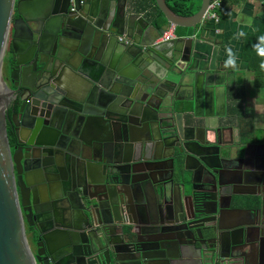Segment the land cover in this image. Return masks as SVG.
<instances>
[{"label": "water", "instance_id": "1", "mask_svg": "<svg viewBox=\"0 0 264 264\" xmlns=\"http://www.w3.org/2000/svg\"><path fill=\"white\" fill-rule=\"evenodd\" d=\"M209 2L190 15L152 4L195 31ZM73 3L0 0V264H183L186 247L204 253L210 242L212 264H241L250 230L259 248L264 224L218 220L194 232V214L218 206V192L185 194L173 176L190 156L206 186L198 189L217 184L186 132L215 114L225 72L203 65L192 37L161 40L159 25L138 22L135 7L154 16L149 0ZM9 33L11 85L2 69ZM167 162L169 176L153 180Z\"/></svg>", "mask_w": 264, "mask_h": 264}, {"label": "flooded vegetation", "instance_id": "2", "mask_svg": "<svg viewBox=\"0 0 264 264\" xmlns=\"http://www.w3.org/2000/svg\"><path fill=\"white\" fill-rule=\"evenodd\" d=\"M72 4V10H75L73 0H71ZM70 7L69 11H72ZM16 18L17 15L14 11L12 20ZM10 34L5 49V56L7 55L8 58L12 54ZM10 64L9 62L4 76L8 85H11L8 78ZM18 95L16 93V95L12 94L10 96L9 108L19 102ZM233 104L231 105L228 100L226 83L223 97L220 94L218 96L215 114L210 117L193 118V129L186 132L187 136H191V143L189 144L191 149L196 151L197 148H202L203 152L205 150L208 156L203 154V160L216 167L218 180L217 184L213 186L216 190L214 191L212 187L207 191L198 189L206 186L201 185L202 176L196 170L197 163L195 159L190 156L187 158L185 165L175 166L174 181L180 184L185 194L203 198L208 193L213 194L214 192L215 195V192H218V206L210 202L205 206V212L194 214L196 220L192 224L195 225L192 228L194 232L199 230L202 224L218 222V220L222 225L257 222L264 224L263 134L259 130L252 131L251 117L246 107L235 101ZM6 129L12 146L15 144V137L11 123L7 122ZM196 140L200 143H196ZM225 148L232 149L234 153L232 158H224ZM217 153H221L219 159L215 157ZM166 166L165 172L152 175L153 180L169 176L168 169L171 162H167ZM146 192L151 194L149 187H147ZM244 209H255L257 211L251 214L249 210ZM26 233L32 239L31 229L27 224ZM250 235L251 239L255 241L250 242V248L240 262L241 264H264V237L260 239L258 248L254 229L250 230ZM203 247L204 253H202V249L191 250L189 246L186 247L185 250L192 254L183 261V264H212L213 243L210 242L208 245H203Z\"/></svg>", "mask_w": 264, "mask_h": 264}, {"label": "crops", "instance_id": "3", "mask_svg": "<svg viewBox=\"0 0 264 264\" xmlns=\"http://www.w3.org/2000/svg\"><path fill=\"white\" fill-rule=\"evenodd\" d=\"M191 1L192 4L196 2V0ZM149 3L153 9L150 15L156 16L159 22L155 23L154 16L150 17L143 13V10L135 7L132 11L137 14L136 20L142 23L141 17H143L155 26L159 25L162 32L171 30L172 38L192 37L196 40L199 52H195V55L204 59L203 65L225 72L228 100L231 105L235 101L246 107L251 117L252 131H261L264 141V84L256 85L255 73L243 58L245 33L256 31L259 43L264 44V29H259V24L264 22V0H225L220 7L222 13L221 16L218 14L217 21L204 16L195 31L167 22L152 4L153 0H149ZM167 3L171 6L173 1L167 0ZM153 34L152 31L150 35ZM181 95L177 96L182 97ZM148 196L152 205L153 196L151 194Z\"/></svg>", "mask_w": 264, "mask_h": 264}, {"label": "trees", "instance_id": "4", "mask_svg": "<svg viewBox=\"0 0 264 264\" xmlns=\"http://www.w3.org/2000/svg\"><path fill=\"white\" fill-rule=\"evenodd\" d=\"M171 8L181 13V15H190L194 13L200 5V0L192 4L191 0H172ZM187 2V3H186ZM194 6V7H193ZM221 9L218 8L217 14L221 16ZM259 29H264V22L259 24ZM257 32L244 34L243 58L247 60L248 66L255 73V83L257 86L264 84V44L259 43Z\"/></svg>", "mask_w": 264, "mask_h": 264}, {"label": "built area", "instance_id": "5", "mask_svg": "<svg viewBox=\"0 0 264 264\" xmlns=\"http://www.w3.org/2000/svg\"><path fill=\"white\" fill-rule=\"evenodd\" d=\"M223 1H225V0H210L204 16L208 17V18H211L214 21H217V19H218L217 10H218V8L221 7ZM70 9L71 10L73 9V4L71 5ZM172 36H173V33L171 32V30H164L161 33L159 39H161V40L162 39H169ZM122 38L123 37H119V39H122ZM125 41H127V40L125 39Z\"/></svg>", "mask_w": 264, "mask_h": 264}, {"label": "rangeland", "instance_id": "6", "mask_svg": "<svg viewBox=\"0 0 264 264\" xmlns=\"http://www.w3.org/2000/svg\"><path fill=\"white\" fill-rule=\"evenodd\" d=\"M199 0H196V3L198 2ZM8 65V57L7 55L5 56L4 60H3V63H2V69H3V74L5 76V73H6V67ZM26 238L28 241H30L32 244H33V240L31 239V237L26 233Z\"/></svg>", "mask_w": 264, "mask_h": 264}, {"label": "bare ground", "instance_id": "7", "mask_svg": "<svg viewBox=\"0 0 264 264\" xmlns=\"http://www.w3.org/2000/svg\"><path fill=\"white\" fill-rule=\"evenodd\" d=\"M187 3V2H186ZM194 7V6H193ZM159 22V21H158Z\"/></svg>", "mask_w": 264, "mask_h": 264}]
</instances>
